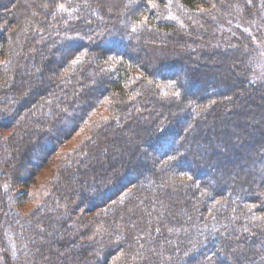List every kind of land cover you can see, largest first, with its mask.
Instances as JSON below:
<instances>
[{
  "label": "trees",
  "instance_id": "1",
  "mask_svg": "<svg viewBox=\"0 0 264 264\" xmlns=\"http://www.w3.org/2000/svg\"><path fill=\"white\" fill-rule=\"evenodd\" d=\"M263 17L0 0L3 264H264Z\"/></svg>",
  "mask_w": 264,
  "mask_h": 264
},
{
  "label": "rangeland",
  "instance_id": "2",
  "mask_svg": "<svg viewBox=\"0 0 264 264\" xmlns=\"http://www.w3.org/2000/svg\"><path fill=\"white\" fill-rule=\"evenodd\" d=\"M264 18V17H263ZM254 75L256 76L257 81H262L264 80V59L263 57L260 58L259 60V65L256 64V67L253 70ZM74 141H69L67 143V145H71ZM50 165H47L45 168H43L40 171V174L38 176V178H36L37 182L42 181L46 176H48L50 174ZM10 186V188H9ZM17 187H15L14 185L11 186V184L8 183L7 178L3 179L0 181V197L2 198L4 195L9 194L8 198L4 199H0V264H3V258H2V254H1V250H2V246H1V239L2 237L5 238V234L6 232L4 231L3 227L7 226V216L8 214H10V211L13 209V207L16 205V201H12L11 199V195L13 196V198L15 199V193H13V190L11 189H15L16 190ZM8 189H10L11 191L9 192ZM12 192V194L10 195V193ZM32 204L29 202L28 204H25V207H31ZM3 207V208H2ZM8 247H11V245L9 243Z\"/></svg>",
  "mask_w": 264,
  "mask_h": 264
}]
</instances>
